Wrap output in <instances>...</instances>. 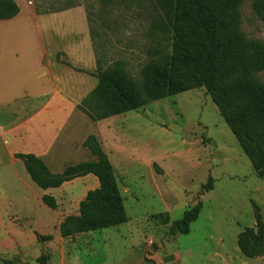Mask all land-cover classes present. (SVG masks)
I'll list each match as a JSON object with an SVG mask.
<instances>
[{"label": "rangeland", "instance_id": "1", "mask_svg": "<svg viewBox=\"0 0 264 264\" xmlns=\"http://www.w3.org/2000/svg\"><path fill=\"white\" fill-rule=\"evenodd\" d=\"M15 1L24 11L18 26L36 28L38 38L37 27H51L54 21L40 22L33 13L74 7L55 13V24L61 29L40 44L41 54L54 63L59 58L70 64L72 68L63 64L62 68L77 77V86L85 85L87 89L95 88L96 78L79 76L83 73L74 69L95 73L96 65L86 68L82 64L89 66L88 60L82 61L80 46L70 47L68 38L73 28L76 32L83 28L90 31L94 62L99 56L107 69L122 59L129 75L138 81L143 66L158 50L171 45L170 37L159 26L161 12L153 0H113L109 5L100 0ZM263 13L264 0H243L241 30L248 39L262 44ZM22 36L26 33H13L10 38L15 43ZM36 50L38 47L24 48L22 52L35 59L34 65L41 69L38 56H34ZM15 53L22 58L21 51L14 48L13 57ZM25 68H19L18 73L11 70V78L20 79L18 82L29 92L50 89L52 81L47 70L40 79L30 73L26 82ZM257 77L264 83V73ZM11 91H16L13 86ZM3 112L0 125L15 113ZM90 135L97 137L111 162L127 223L62 238L61 223L79 214L80 202L99 187L98 180L88 176L42 191L24 165L13 155H6L0 145V264H41L43 255L46 264H138L145 254L158 252H168L174 264H264V258L249 259L238 246L241 233L256 228L257 214L264 221V179L256 176L251 161L204 88L149 104L108 122L94 123L77 110L58 149L46 162L49 170L61 174L69 166L95 161L83 147ZM210 176L215 181L214 189L203 193ZM44 194L55 197L57 211L42 203ZM198 203L202 210L190 226V233L171 236L174 222L182 220L184 213ZM38 236H52L53 240L40 242Z\"/></svg>", "mask_w": 264, "mask_h": 264}, {"label": "trees", "instance_id": "2", "mask_svg": "<svg viewBox=\"0 0 264 264\" xmlns=\"http://www.w3.org/2000/svg\"><path fill=\"white\" fill-rule=\"evenodd\" d=\"M109 5L113 0H100ZM161 12L159 23L171 45L160 49L146 63L140 80L133 79L120 59L105 69L96 56V72H76L96 78L93 91L77 110L97 123L138 111L149 104L204 88L240 147L251 161L256 176L264 179V83L257 75L264 73V44L251 40L241 30L243 0H153ZM64 9L67 11L73 9ZM39 13L50 15L60 13ZM20 14L15 0H0V21H10ZM264 21V13H263ZM58 62L71 67L66 62ZM72 68V67H71ZM96 158L67 167L53 174L46 163L32 154H16L32 182L42 191L61 188L77 179L94 176L99 187L89 191L80 202L79 214L68 216L60 225L62 238L115 228L127 223V214L111 162L96 136L83 143ZM210 176L203 193L214 189ZM51 211L58 210L55 197L42 196ZM202 210L198 203L174 222L171 236L188 235ZM40 242L52 236H38ZM240 251L249 259L264 258V221L257 214L256 228L245 229L238 239ZM46 256L40 258L46 264Z\"/></svg>", "mask_w": 264, "mask_h": 264}, {"label": "crops", "instance_id": "3", "mask_svg": "<svg viewBox=\"0 0 264 264\" xmlns=\"http://www.w3.org/2000/svg\"><path fill=\"white\" fill-rule=\"evenodd\" d=\"M23 12L20 6V14L15 19L0 21V114L3 111L7 113L10 111L15 112L12 119L3 120L0 125V145L6 150V155L15 157L19 153L32 154L46 163L55 152V148L58 149L57 145L70 124L72 116L76 114L77 106L88 96V94L86 96V93L93 90L92 86L90 89H87L85 85L77 86L74 81L77 77H72L68 68H62L61 63H54L41 54L40 44L47 41L48 35L61 29L60 25L55 24L58 14L38 16L33 13L40 22H45L48 19L54 21L53 25H49L51 27H48V25L37 27L40 35L38 38V36H35L36 28L18 26L17 22ZM75 30L73 28L72 32L69 33V45L70 47L80 46L78 47V53L83 62H86V59L88 60L89 66L82 65L86 68H93L96 62H94L91 51L92 38L90 31L87 28H83L79 32ZM41 31H44V33L42 34ZM13 33H26V36L20 37L17 42L13 43L10 38ZM32 47H38L34 56H38L37 63L41 69L34 65L35 59L31 58L30 55L27 58L22 52L24 48L29 49ZM14 48L21 51L22 58L15 56L16 53L14 57L12 56L11 52ZM45 63L46 66H44ZM23 67H26L24 71L25 79L23 80L26 82H29L30 73L33 72V77L37 74V79H40L43 78L42 74L47 70L52 81L50 89L47 91L37 89L29 92L23 84L18 82L21 81L20 79L14 81L10 76L11 70L18 73L19 68ZM22 71L23 69H20V72ZM82 75L84 74L79 76ZM33 82L35 83V81ZM71 82H74V84ZM97 83V79L94 80L95 87ZM12 86L16 91H11ZM23 87L24 89H22ZM21 91L25 92L21 93ZM102 122H108V120ZM145 258L151 260L152 264H174L175 262L174 257L168 252L164 254L158 252L152 255L145 254L138 264H146Z\"/></svg>", "mask_w": 264, "mask_h": 264}]
</instances>
